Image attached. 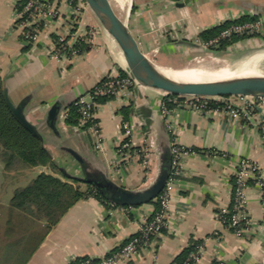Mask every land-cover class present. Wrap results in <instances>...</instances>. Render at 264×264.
Masks as SVG:
<instances>
[{"label": "crops", "instance_id": "obj_1", "mask_svg": "<svg viewBox=\"0 0 264 264\" xmlns=\"http://www.w3.org/2000/svg\"><path fill=\"white\" fill-rule=\"evenodd\" d=\"M18 2L0 0V75L11 101L16 105L24 102L27 119L44 135L54 159L68 164L74 175H82L83 170L73 151L126 189L149 187L171 160V134L159 106L161 90L134 88L121 97L109 96L106 101L96 102L103 147L95 149L94 138L79 126L67 125L61 114L81 95L91 100V91L104 74L128 72L120 46L99 26L92 10L78 18L66 0L56 2L60 17L54 25L44 28L39 40L28 45L14 24ZM110 2L142 51L157 65L170 67L175 63L182 67L204 57L199 62L205 65L217 62L264 75V0ZM241 16H256L261 22V28L254 31L256 35L238 39L220 52L213 49L218 43L207 44L209 40L200 38L206 29ZM91 28L95 33H89ZM65 33L73 43L79 35H88L82 38L87 49L70 57L52 55L53 37ZM236 102L244 100L236 98ZM54 104L61 106L56 130L48 118ZM174 107L177 137L187 152L182 171L172 184L168 228L151 246L117 264H175L193 241L204 249L197 264H263L264 196L260 190L253 183L247 189L250 216L255 223L250 232L236 234L224 225L218 212L223 206L231 207L238 157L250 156L264 166V103L240 118L221 110L197 112ZM133 115L142 121L135 135L136 153L129 162L119 164L116 143L121 120ZM42 170L38 167V173ZM29 175L25 169L21 179L8 187V199L1 201L9 214L0 219V264H72L82 257L101 258L134 236L143 218L156 207L154 201H148L115 204L110 209L106 202L88 195L77 200L45 232L44 221L32 222L10 203L15 189L34 177L29 179Z\"/></svg>", "mask_w": 264, "mask_h": 264}, {"label": "built area", "instance_id": "obj_2", "mask_svg": "<svg viewBox=\"0 0 264 264\" xmlns=\"http://www.w3.org/2000/svg\"><path fill=\"white\" fill-rule=\"evenodd\" d=\"M72 4V0H66ZM54 0H19L16 4V15L14 24L20 29L24 36V41L28 45L35 44L42 30L48 26H53L54 21L60 17V11ZM57 24H59L57 22ZM261 28V22L254 20L240 24H233L225 28L219 36L211 38L207 44L218 43L221 37H227L232 34H239L243 31L254 32ZM68 33L59 34L57 43L54 44L52 55L59 57H70L77 52L71 51L73 41L68 40ZM142 84L128 69L126 74L106 73L91 91V100H87L81 95L76 99L80 113V128L89 133L94 138L95 149H102L103 139L101 125L96 115L95 98L99 96H117L121 97L134 88H144ZM159 106L165 124L171 134L170 143V172L165 186L156 197L159 201V208L155 209L150 216L143 218L137 233L124 244L101 258L82 257L72 264H117L122 260H127L138 254L142 249L152 245L154 239L162 234L168 228V215L170 209L171 189L174 177L182 171V161L186 155L187 149L182 146L177 137L175 127V108L182 106L195 110L197 112H208L213 110L224 111L232 118H240L242 114L248 116L252 109L257 105L264 103V97L249 95H174L161 90ZM171 95V96H170ZM236 98L244 100L243 103L236 102ZM175 105L170 106L169 102ZM67 111L61 114L64 120ZM120 139L116 143V152L118 163L129 162L134 157L135 135L142 126V121L131 116L128 119L121 120ZM144 157L146 155L144 154ZM117 163V164H118ZM252 183L260 190L264 196V166L250 156L241 155L237 159L236 168L233 174V199L230 206H223L218 212V217L224 225L233 230L238 235H244L251 231L254 221L250 216L247 189ZM108 208H113L116 203L106 202ZM203 245L197 244L195 249L191 250L180 264H197L203 253Z\"/></svg>", "mask_w": 264, "mask_h": 264}, {"label": "trees", "instance_id": "obj_3", "mask_svg": "<svg viewBox=\"0 0 264 264\" xmlns=\"http://www.w3.org/2000/svg\"><path fill=\"white\" fill-rule=\"evenodd\" d=\"M179 1V0H177ZM256 16H241L236 20H228L223 24L208 28L200 34L203 40H210L217 37L220 33L233 24L245 23L256 20ZM256 32L243 31L239 34H232L227 37H221L213 49L223 51L236 40L247 36L256 35ZM70 50L81 53L87 49V43L80 38L75 41ZM171 96V95H170ZM109 96H99L95 98L96 102L106 101ZM170 106L175 105L169 102ZM61 106L57 104V112ZM67 116L64 122L67 125L80 126V113L78 104L74 100L66 106ZM0 155L4 161L6 171L11 170L15 163H23L30 166L51 165L57 167L56 162L51 156L50 151L45 146V137L38 131H32L27 128L14 114L8 105L5 97V86L3 77L0 75ZM171 158V153H170ZM82 170L84 178L88 181L87 190H83L79 183L78 176H73L65 168L57 169L63 177L69 180H63L60 176L52 173L40 172L29 183L24 186L17 187L11 198V205L20 210L21 216L29 218L32 222L44 221L45 232H48L59 219L68 211V209L80 198L88 195H94L103 202H113V190L120 185L111 181L101 170L94 166L91 162L82 159ZM252 183V180H251ZM122 187V186H121ZM156 207L159 208L158 199H152ZM115 203V202H114ZM37 219V220H36ZM44 233L32 246V249L38 245ZM33 236V235H32ZM33 238V237H32ZM198 241H193L178 256L177 263L180 264L187 254L195 249ZM214 264H217L216 262Z\"/></svg>", "mask_w": 264, "mask_h": 264}, {"label": "water", "instance_id": "obj_4", "mask_svg": "<svg viewBox=\"0 0 264 264\" xmlns=\"http://www.w3.org/2000/svg\"><path fill=\"white\" fill-rule=\"evenodd\" d=\"M95 13L103 27L120 46L129 71L144 85L163 90L174 95H249L264 97V75L241 76L213 81H179L163 74L157 64L142 51L126 22L114 10L110 0H85ZM8 105L16 117L30 130L38 131L24 112V102L14 104L5 90ZM57 105L54 104L48 114L51 126L56 130ZM78 160L81 156L73 151ZM170 172V161L160 171L154 182L143 190H130L117 187L113 190L112 200L121 205H137L156 198L165 186ZM264 264V258H263Z\"/></svg>", "mask_w": 264, "mask_h": 264}, {"label": "rangeland", "instance_id": "obj_5", "mask_svg": "<svg viewBox=\"0 0 264 264\" xmlns=\"http://www.w3.org/2000/svg\"><path fill=\"white\" fill-rule=\"evenodd\" d=\"M54 1H55V3L57 2V0H54ZM71 5H72V7H74L75 13L78 15V18H80V16L82 15V13L84 11L92 12L91 11V8L89 7V5L87 4V2L85 0H72V4ZM99 26H101V28H103V25L101 24V22H100ZM91 29H93V30H91ZM91 29L88 30L89 33H91L92 31H93L92 33H95L94 28H91ZM86 36H88V35H79L77 37V39L86 38ZM22 37H23V40H24V36L23 35H22ZM53 39H54V43H57L58 36L57 35L54 36ZM203 59H204V57L203 58L202 57H197L192 62H189L187 65H196V64L200 63L199 61H201ZM169 65H171L170 67H177L180 64L175 65V63H170ZM182 65L183 64H181V66ZM209 65H216V64H215V62H212ZM261 104H263V103H261ZM46 147L50 151L51 156L54 159V157L52 155L53 153H52L51 148L48 147V146H46ZM54 161L57 164V167L56 168L53 167V166H51V165H49V164L48 165H39V166H30V165H25V164L19 162V163H15L14 167L11 170L6 171L4 161H3V159H2V157L0 155V219H3L4 217L6 218V216L9 214L8 213V207H6V206H4V205L1 204V201L2 200L3 201L4 200L6 201L8 199V198H6V196H7V194H6L7 193V189L11 185H13L17 181V179H19V178L21 179L22 174H24V170L25 169L28 170V172L30 174L29 175V179H31L32 176L35 177L38 174V167H39V168L44 169V170H42L40 172L52 173L54 175L60 176L63 180H69L68 178L63 177V175L57 169L58 167H63V168H65V170H67L73 176H78L79 178H81L80 181H79V183H75V185H78L79 184L80 187L82 189H84V190L88 187L87 182L84 181L85 178H84V175L83 174L81 175V173H78L77 175H74V173L70 170V167L67 166L68 164L66 165L62 161H59L58 159H54ZM7 204H9V202H7Z\"/></svg>", "mask_w": 264, "mask_h": 264}, {"label": "bare ground", "instance_id": "obj_6", "mask_svg": "<svg viewBox=\"0 0 264 264\" xmlns=\"http://www.w3.org/2000/svg\"><path fill=\"white\" fill-rule=\"evenodd\" d=\"M215 64L216 65H205L203 63H198L196 65H186L182 67L158 65V69L168 77L179 81H213L241 76L259 75L256 73L250 74L246 69L234 70L228 66H220L217 62H215Z\"/></svg>", "mask_w": 264, "mask_h": 264}]
</instances>
